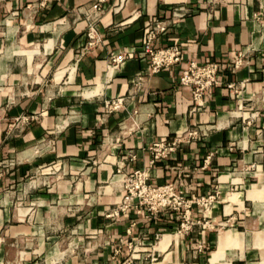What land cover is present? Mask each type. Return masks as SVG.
Segmentation results:
<instances>
[{"label": "crops", "instance_id": "crops-1", "mask_svg": "<svg viewBox=\"0 0 264 264\" xmlns=\"http://www.w3.org/2000/svg\"><path fill=\"white\" fill-rule=\"evenodd\" d=\"M97 2L0 0V264H264V0H107L101 41L85 49ZM179 7L187 15L172 24ZM153 19L168 24L154 48L184 55L158 74L138 55ZM119 53L126 60L109 69ZM238 53L245 63L232 73ZM189 62L221 66L195 113L179 84ZM228 83L245 86L232 97ZM200 128L151 165L153 143ZM119 169L148 170L151 185L188 200L211 197L191 210L204 228L181 236L170 210L107 218L123 195Z\"/></svg>", "mask_w": 264, "mask_h": 264}, {"label": "built area", "instance_id": "built-area-1", "mask_svg": "<svg viewBox=\"0 0 264 264\" xmlns=\"http://www.w3.org/2000/svg\"><path fill=\"white\" fill-rule=\"evenodd\" d=\"M48 0H42V5ZM107 0H98L90 10L85 13L88 22L86 37L87 43L85 49L95 47L100 43L101 38L97 29V21L103 12L102 5ZM187 15L184 7H179L173 10L171 23H176ZM168 29V24L156 19L151 20L144 29L143 42L139 50L140 57H149L150 72L158 74L162 69L178 65L184 60L182 50L177 45H172L166 48H154L157 39L164 34ZM127 58L124 53L113 54L109 69H117ZM245 63L244 56L240 53L233 54L227 68L232 72H236ZM221 66L217 63L197 64L189 62L181 74L179 84L190 89L191 93V113L197 112L203 107L206 99L210 96L211 90L221 85L218 79V73ZM143 78L139 77L137 85L141 83ZM245 84L236 85L234 83L226 84V89L232 97L239 96ZM123 100L117 99L106 102L105 108L107 112L119 110L122 107ZM34 121V118H23V124H28ZM206 133L201 128L186 132L183 136H177L172 141H157L149 147L152 155L151 165L158 161H166L174 154L179 145L184 140H198L205 136ZM133 160L134 156H130ZM117 176L122 184L123 195L115 208H113L107 218L112 220L120 218L126 214L131 208H134L138 214L147 212L150 215H157L164 210H170L179 214L181 219L178 234L181 236L191 232L195 225H200L204 228V224H197L191 220V210L193 204L205 206L211 203L210 198H199L188 200L185 194L178 191L173 184H164L153 186L149 183L148 170H137L131 173H124L120 169L117 171ZM160 235L155 237L156 240ZM198 251H202L203 244L198 245Z\"/></svg>", "mask_w": 264, "mask_h": 264}, {"label": "rangeland", "instance_id": "rangeland-1", "mask_svg": "<svg viewBox=\"0 0 264 264\" xmlns=\"http://www.w3.org/2000/svg\"><path fill=\"white\" fill-rule=\"evenodd\" d=\"M187 234H184V235H182V236H186ZM74 237V236H73ZM71 238H72V236L69 234V236L67 237H65V240L64 241H62V246H65V249H66V247H67V245H70L71 243H72V240H71ZM68 240V241H67ZM87 241H89L88 239H85V242H87Z\"/></svg>", "mask_w": 264, "mask_h": 264}, {"label": "bare ground", "instance_id": "bare-ground-1", "mask_svg": "<svg viewBox=\"0 0 264 264\" xmlns=\"http://www.w3.org/2000/svg\"><path fill=\"white\" fill-rule=\"evenodd\" d=\"M119 180H120V178H119Z\"/></svg>", "mask_w": 264, "mask_h": 264}]
</instances>
